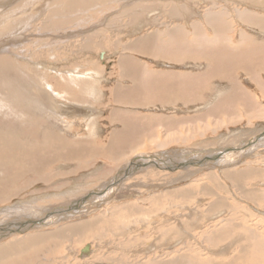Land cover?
<instances>
[{"label":"rangeland","instance_id":"rangeland-1","mask_svg":"<svg viewBox=\"0 0 264 264\" xmlns=\"http://www.w3.org/2000/svg\"><path fill=\"white\" fill-rule=\"evenodd\" d=\"M245 11L264 19V0H0V189H12L0 190V224L9 232L0 244L93 221L100 222L95 236L53 241L32 260L24 255L22 264H166L190 257L232 264L254 241L264 244V32L246 24ZM187 16L225 21L238 48L220 47L217 66L198 74L206 104L194 105L201 94L192 99L190 91L188 107L158 108L176 120L166 122L175 132L135 148L117 151L116 141L107 148L106 138L88 136L84 123L102 118L98 110L109 109L116 84H132L115 77L122 45ZM237 59L263 65L248 76L243 63L229 62ZM217 68L229 69L223 76L230 78L215 75ZM72 124L79 136L68 130ZM48 130L56 138L52 148ZM27 147L47 160L35 163H47L45 179L21 171L29 159L20 155V166L15 152ZM48 149L63 159H47ZM108 153L119 157L113 167L101 163ZM49 215L60 217L42 219ZM19 217L35 223L10 231L22 224L13 221ZM221 233L227 235L218 241ZM256 255L258 261L263 254ZM256 261L245 264H264Z\"/></svg>","mask_w":264,"mask_h":264},{"label":"crops","instance_id":"crops-1","mask_svg":"<svg viewBox=\"0 0 264 264\" xmlns=\"http://www.w3.org/2000/svg\"><path fill=\"white\" fill-rule=\"evenodd\" d=\"M216 22L209 19L205 23L198 18H188L187 16L178 19V22L172 21L162 25L160 27L161 31L154 30L152 33L139 36L135 43L122 45L123 50L120 53V58L117 60L115 56L114 60L118 64L119 71L118 74L115 73V77L123 82L126 80L131 82L132 86H125L123 83L122 85L116 84L117 88H114L115 90L113 89L111 92L113 97L108 103L109 109L98 110L103 113L102 118L92 119L84 123L86 126L83 129L88 130L86 131L88 136L97 138L98 142H104L100 139L106 138L105 142H109L107 148L109 144L111 145L117 140L119 141L117 142L119 148H116L118 151L123 150L122 145L135 148L133 143L159 140L163 131L164 134L175 132V126H172L173 130L167 131L169 125L166 122H175L176 120L165 118L166 115L156 110L162 107H188L191 105L189 92L193 91V99L196 95L201 94V90L206 88L205 79L196 80L194 78L198 74L202 75L204 65L217 66L218 60L213 58L218 57L220 47L226 51L233 49L231 38H229L230 28L223 23L225 21L219 23V25ZM217 25L220 30L216 36L218 30L215 26ZM198 35L203 36L199 37ZM202 37L208 41H206V47L202 45ZM204 52L207 54L205 60ZM108 55H111L110 52H108ZM125 60L130 64H124ZM208 60L210 63L207 62ZM190 67H196V69L188 71ZM159 68L163 70H159ZM146 75H150L151 82L154 83L149 84L153 87L150 89L155 90L158 93L157 95L152 92L150 94L145 92L146 83L144 79L147 78ZM141 76L144 79H141ZM216 78L219 79V77ZM113 79L115 78L113 77ZM194 80L196 82H193ZM168 82H171V84H168ZM163 87L167 88H164L166 93H159L164 91H161ZM203 94L200 95L201 97L197 99L196 103H192L194 105L206 104ZM186 96L187 100L185 99ZM74 126L75 124H72V128H68V130L76 128L75 133L79 136L81 133L77 130L80 127ZM164 138L165 136H162V139ZM78 140L81 139L78 138ZM86 142L91 143L90 140ZM118 158H108L105 159L106 161H101V163L106 165L104 167H113V165L115 166V160ZM92 160L100 161V158L93 156Z\"/></svg>","mask_w":264,"mask_h":264},{"label":"bare ground","instance_id":"bare-ground-1","mask_svg":"<svg viewBox=\"0 0 264 264\" xmlns=\"http://www.w3.org/2000/svg\"><path fill=\"white\" fill-rule=\"evenodd\" d=\"M5 1V0H4ZM79 1V3H83L84 4V2H89V0H78ZM71 2V1H70ZM21 6V5H20ZM18 10V9H17ZM69 11H72V9H71V7H70V9H69ZM4 13V12H3ZM12 14V13H11ZM15 15V14H14ZM17 15V14H16ZM20 15V14H19ZM11 17V16H10ZM212 17V16H211ZM242 19H244V21H246L247 23L246 24H249L250 26H255V27H258L259 29H261V31H263L264 32V19H262V18H260V17H258V16H255V15H252L251 13H249L248 11H245V12H243L242 14H241V16H240ZM214 18V17H213ZM254 27V28H255ZM6 28V27H5ZM12 29V28H11ZM19 31V30H18ZM198 33V32H197ZM216 34H218V33H216ZM200 35V34H199ZM198 35V36H199ZM197 36V37H198ZM201 36H203V35H201ZM201 36H199V37H201ZM204 38L202 37L201 38V40H202V44L204 43L205 44V42L207 41V40H203ZM210 39V38H209ZM243 39V38H242ZM204 41V42H203ZM215 41V40H214ZM198 42H200L199 40H198ZM208 42V41H207ZM207 42H206V44H207ZM243 42V41H242ZM241 42V43H242ZM239 42H237V44H238ZM138 48V47H137ZM234 48V47H233ZM237 48V47H236ZM236 48H234V49H236ZM238 49V48H237ZM255 53V52H254ZM241 59V58H240ZM124 60V59H123ZM234 61V60H233ZM233 61H231V60H229V62L231 63H233L234 65L233 66H237V64L236 63H240V65L243 63V65H244V67L243 66H240V68L239 69H243V70H245V71H248V76H250V75H256L255 74V72H254V70L257 72L258 71V68L259 67H261V65H263V62H261V64H259V62H257V61H255V65L253 66V64L251 63L250 64V62H248V61H244V60H239V59H237V61H239V62H233ZM251 61V60H250ZM125 62V61H124ZM228 62V63H229ZM254 63V62H253ZM1 64H3L4 65V63L2 62ZM126 64H130V63H126ZM213 64V63H212ZM126 66H128V65H126ZM233 66H230L231 67V69L233 70V68L235 69V68H237V67H239V66H237V67H233ZM3 67V66H2ZM264 67V66H263ZM125 68V67H124ZM231 70V71H232ZM264 70V69H263ZM229 71V69L227 70V69H225V71H223V72H221L220 70H219V68H217L216 69V73H215V75H218V76H223L224 75V73H227ZM3 76L5 75V73H6V70L4 69L3 70ZM208 74H209V72H208ZM125 75H127V74H125ZM229 75H231V74H229ZM124 76V75H123ZM131 77V76H130ZM209 77H211V76H209L208 75V78ZM224 78H230L229 76H228V74H227V76L225 75V76H223ZM195 79H197V77L195 78ZM4 81V80H3ZM152 83V82H151ZM142 86V85H141ZM14 88H15V86H13ZM150 88H153V87H150ZM13 89V88H12ZM142 89V88H141ZM198 89V88H197ZM143 90V89H142ZM147 90V91H146ZM145 91H146V93H148V94H150V92H152L153 93V91L152 90H149V87H147V88H145ZM155 91V90H154ZM156 94V93H155ZM130 96H132V95H130ZM155 96V95H154ZM248 97V96H247ZM137 98V97H136ZM154 98V97H153ZM249 98V97H248ZM11 99V98H10ZM12 100H14V99H12ZM10 101V100H9ZM124 101H126V100H124ZM243 102H245V101H243ZM221 103V102H220ZM229 103V102H228ZM248 102H246V104H247ZM118 104V103H117ZM222 104V103H221ZM223 104H225V103H223ZM245 105V104H244ZM244 105H242V106H244ZM249 106V110H250V108L252 107V105H248ZM246 109V108H245ZM247 109H248V107H247ZM220 110H221V108H220ZM227 111V110H226ZM254 114H256V113H254ZM226 115V114H225ZM252 116H253V114H252ZM228 117V116H227ZM233 117V116H232ZM229 118V117H228ZM251 118V117H250ZM135 123V122H134ZM174 124V123H173ZM136 126V125H135ZM125 127V126H124ZM167 127V126H166ZM133 128V127H132ZM172 129V128H171ZM170 129V130H171ZM137 133V132H136ZM45 134H46V141H47V138L49 139V142H52L51 143V145L49 146V147H53L54 146V144H53V142L54 141H56V138H54V132H52L51 130L49 131H46L45 132ZM12 135V134H11ZM1 136V135H0ZM2 137V136H1ZM0 137V138H1ZM51 137H53V139L54 140H52V139H50ZM19 138V137H18ZM168 139V138H167ZM17 140V139H16ZM26 140V139H25ZM114 140H116V139H114ZM45 141V142H46ZM123 141H124V139H123ZM155 141V140H154ZM116 142H119V141H117L116 140ZM121 142V141H120ZM47 143V142H46ZM59 145V143H58V141H57V143H56V145ZM92 144V143H91ZM57 145V146H58ZM115 144H114V142H113V146H114ZM117 145H118V147H119V143H117ZM60 146V145H59ZM67 146V145H66ZM112 146V145H111ZM112 146V147H113ZM116 146V145H115ZM69 147H71V146H69ZM31 147H27V149H24V151H23V153H21V152H15V158L18 160L17 161V163L18 164H20V166H21V162H20V155L22 156V158L23 157H25V160H28V161H25V160H23V161H25L24 162V166H23V168H22V172L24 173V171L25 172H27V173H29V172H31V174H35V175H37V177L41 180V179H45V175L43 174V171H45V169H43L42 167H44L46 164H42L41 165V168H37V167H39V166H35V163H36V161L37 162H47V160H45V159H43V158H39L40 156H38V154H36V153H34L33 154V152L32 151H30L31 149H30ZM50 148V149H51ZM68 148V147H67ZM50 149H48V150H46V153H45V155L46 154H49V156H51V150ZM25 150H27V151H25ZM50 150V151H49ZM56 150L57 149H53V151H55L54 153H53V155L51 156V157H49V158H47V159H49V160H51L52 158H54L55 157V160H56V162L59 160V159H63V157L64 156H62L61 154H60V152L59 151H57L56 152ZM110 150H112L111 152H112V154H113V149L111 148ZM34 152H35V150H33ZM77 151V150H76ZM81 151L83 152V153H86V152H88V154H90V156L94 153V150H90V149H85V150H83V149H81ZM66 152V151H65ZM75 151H73V153H74ZM68 153H70L69 151H68ZM83 153H82V155H83ZM32 155V157H31V155ZM87 154V155H88ZM73 155V154H72ZM106 155V154H105ZM68 156V154L66 155V157ZM94 156V155H93ZM109 156H110V154L108 153L107 154V157L109 158ZM74 157V156H73ZM68 158H69V156H68ZM70 158H72V157H70ZM69 158V159H70ZM39 159V160H38ZM45 160V161H44ZM79 160H81V159H79ZM87 160V159H86ZM90 161V160H89ZM88 161V162H89ZM24 169V170H23ZM43 170V171H42ZM30 174V175H31ZM1 182V181H0ZM1 184V183H0ZM1 187L3 186V184L2 185H0ZM12 190L11 188H8L7 187V185H5L4 186V190ZM14 189V188H13ZM1 190V189H0ZM4 190H1V191H3L4 192ZM0 196H1V194H0ZM1 197H4V196H1ZM2 199H4V198H2ZM91 209V208H90ZM126 209H128V208H126ZM13 212V211H12ZM41 216V215H40ZM60 217V215L59 216H50L49 215V217H48V219H45V217H43L42 219L43 220H45V221H55V219H57V218H59ZM25 218H28V217H25ZM53 218H55V219H53ZM30 219V218H29ZM29 219H26L25 221L24 220H22V218H17V219H13V221H14V223L15 222H20V223H22L20 226L18 225V227H17V224H16V226H12V228H14V229H11L10 231H13V230H15V232L16 233H19L20 232V230H22L23 229V227H22V225L23 226H25V225H27V226H29L31 223H35V221H30ZM41 219V220H42ZM38 221V222H36V224L37 225H42V223H44L45 221ZM30 221V222H29ZM57 221V220H56ZM28 223V224H27ZM97 223L99 224L100 222H95V221H93V222H90V223H86V224H83V225H80V226H72V227H66V228H61V229H59V231L58 232H56L55 234H38V235H29V236H26V237H24V238H21V239H18V238H14L13 240H15L14 242H9L8 244L7 243H1L0 244V264H22L23 263V260H24V255H28L27 256V258L26 259H28V258H31L30 260H32V259H34V258H36L37 256L35 255V253H38V252H40V253H43V251L45 250V249H47L45 246H47L49 243H51V242H60V241H66V240H70L71 238H73V237H77V236H80V237H84V238H87V237H90V236H95L94 234L96 233H98V229L96 228L97 227ZM48 224V223H47ZM106 224V223H105ZM111 225H112V223H110ZM109 224V225H110ZM3 225V224H2ZM45 225V224H44ZM106 227H108V225L106 224L105 225ZM228 229V228H227ZM6 232H8V230L6 231V228H5V226L3 225V226H1V224H0V237L2 236V235H4ZM9 233V232H8ZM11 233V232H10ZM2 234V235H1ZM226 235L227 234H225L224 235V233L222 234H220V235H218L217 237H216V239H219L218 241H221L220 239H222L223 237H226ZM249 237H251V236H249ZM13 238V237H12ZM225 239V238H224ZM209 240V239H208ZM214 240V239H213ZM216 241V240H215ZM216 243H217V241H216ZM44 246V247H43ZM250 248L249 249H247V251L244 253V254H242V256H238V258H237V260L236 261H234L232 264H245V263H249V262H253L254 260L256 261V257L255 256H257L256 254L257 253H259V254H263V255H261L260 257L261 258H257V260L258 261H256V263H258L259 262V260L260 261H264V244H260V243H258V244H256L255 243V241L249 246ZM31 254V255H30ZM31 256V257H30ZM183 257V256H182ZM112 258V257H111ZM250 258H252V259H250ZM254 259V260H253ZM14 260H15V262H14ZM27 261H29V259L27 260ZM24 262H25V260H24ZM162 264H164V263H162ZM166 264H211V263H204V262H202L199 258H188V259H186V258H179V260L177 259H174V260H171L170 262H166ZM252 264V263H251ZM253 264H255V262L253 263ZM262 264V263H261Z\"/></svg>","mask_w":264,"mask_h":264}]
</instances>
